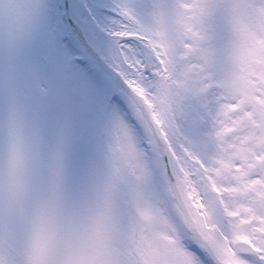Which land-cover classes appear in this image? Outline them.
Wrapping results in <instances>:
<instances>
[{
  "label": "snow or ice",
  "instance_id": "obj_1",
  "mask_svg": "<svg viewBox=\"0 0 264 264\" xmlns=\"http://www.w3.org/2000/svg\"><path fill=\"white\" fill-rule=\"evenodd\" d=\"M0 56V264H264V0H29Z\"/></svg>",
  "mask_w": 264,
  "mask_h": 264
},
{
  "label": "clouds",
  "instance_id": "obj_2",
  "mask_svg": "<svg viewBox=\"0 0 264 264\" xmlns=\"http://www.w3.org/2000/svg\"><path fill=\"white\" fill-rule=\"evenodd\" d=\"M27 0H0V38L16 32L26 20Z\"/></svg>",
  "mask_w": 264,
  "mask_h": 264
},
{
  "label": "rangeland",
  "instance_id": "obj_3",
  "mask_svg": "<svg viewBox=\"0 0 264 264\" xmlns=\"http://www.w3.org/2000/svg\"><path fill=\"white\" fill-rule=\"evenodd\" d=\"M28 2H29V0H27L26 5L28 4ZM26 22L27 21L25 20V22L23 23V25L17 31L21 30L25 26ZM6 38H0V56L3 55L4 44H5Z\"/></svg>",
  "mask_w": 264,
  "mask_h": 264
}]
</instances>
